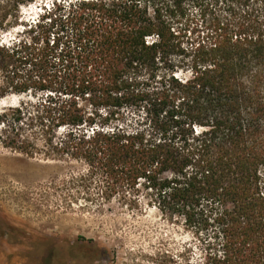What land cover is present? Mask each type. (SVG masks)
<instances>
[{"label": "trees", "instance_id": "1", "mask_svg": "<svg viewBox=\"0 0 264 264\" xmlns=\"http://www.w3.org/2000/svg\"><path fill=\"white\" fill-rule=\"evenodd\" d=\"M185 1L212 12L192 37L173 27ZM20 3L0 0V30L20 28L0 99H34L0 113V145L82 162L87 201L209 239L199 262L151 264H264V0H59L33 24Z\"/></svg>", "mask_w": 264, "mask_h": 264}, {"label": "rangeland", "instance_id": "2", "mask_svg": "<svg viewBox=\"0 0 264 264\" xmlns=\"http://www.w3.org/2000/svg\"><path fill=\"white\" fill-rule=\"evenodd\" d=\"M18 1H23L17 7L19 23L33 24L59 0ZM181 10L173 27L190 37L212 17V12L201 16L189 1ZM19 29L0 30V39H11ZM31 99L6 95L0 99V113ZM84 167L0 145V264H151L157 253L166 251H186L190 260H202L206 234L192 233L155 207L131 210L117 199L103 205L87 201V194L76 192L71 183Z\"/></svg>", "mask_w": 264, "mask_h": 264}]
</instances>
